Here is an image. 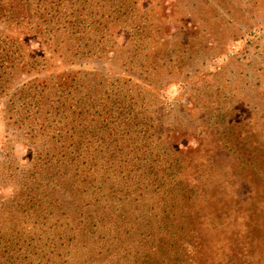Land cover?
<instances>
[{
    "label": "rangeland",
    "instance_id": "rangeland-1",
    "mask_svg": "<svg viewBox=\"0 0 264 264\" xmlns=\"http://www.w3.org/2000/svg\"><path fill=\"white\" fill-rule=\"evenodd\" d=\"M136 2L134 21L143 36L134 37L140 42L135 63L124 66L125 51L107 61L59 62L31 43L33 50L52 56L43 75L82 71L101 80H131L148 93L145 102L151 105L161 151L173 156L174 168L165 172L166 183L178 191L172 213L185 219L192 235L183 239L191 245L187 264H264V0ZM113 41L129 46L131 37L127 30H114ZM27 159V149L17 143L0 110V223L7 218L1 211L15 206L31 178ZM160 200V191L152 201L146 195L131 210L122 206L114 223L106 219L111 228L123 223L122 234L102 251L91 244L92 236L79 235L68 264L167 263L168 254L161 250L145 258L149 249L180 230L171 223L173 216L162 218L149 209L150 202ZM46 223L44 233L39 226L33 230L38 258L20 253L16 258V253L10 263L1 258L0 264H61L47 240L57 238L58 227ZM142 234L154 236L153 243L143 244ZM123 250L144 257L132 263ZM49 253L52 262L44 258Z\"/></svg>",
    "mask_w": 264,
    "mask_h": 264
},
{
    "label": "trees",
    "instance_id": "trees-1",
    "mask_svg": "<svg viewBox=\"0 0 264 264\" xmlns=\"http://www.w3.org/2000/svg\"><path fill=\"white\" fill-rule=\"evenodd\" d=\"M136 5V0H0V110L31 163V178L15 206L1 211L7 218L0 223V259L10 263L16 253V258L19 253L38 258L33 230L39 226L43 231L47 220L55 224L48 228L59 230L56 239L47 240L48 247L55 245L61 264L69 263L83 233L102 251L122 234L123 223L108 226L120 218L122 206L131 210L160 191L162 200L150 202L149 209L162 218L173 216L171 223L180 230L159 241L145 258L161 250L168 254L163 264L188 263L191 245L183 239L192 235L185 219L172 213L178 191L166 183L165 172L174 168L173 156L161 151L151 105L145 102L148 93L131 80H101L82 71L43 75L52 56L46 58L31 46L39 44L70 64L107 61L126 52L129 59L123 64L131 65L140 43L134 37L143 34L134 21ZM114 30H127L130 45L116 44ZM20 75L28 79L18 81ZM140 238L143 244L154 240L151 234ZM123 252L132 263L144 257ZM50 255L44 258L52 262Z\"/></svg>",
    "mask_w": 264,
    "mask_h": 264
},
{
    "label": "clouds",
    "instance_id": "clouds-1",
    "mask_svg": "<svg viewBox=\"0 0 264 264\" xmlns=\"http://www.w3.org/2000/svg\"><path fill=\"white\" fill-rule=\"evenodd\" d=\"M7 191L10 193L11 192V189H8Z\"/></svg>",
    "mask_w": 264,
    "mask_h": 264
}]
</instances>
